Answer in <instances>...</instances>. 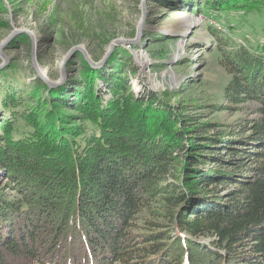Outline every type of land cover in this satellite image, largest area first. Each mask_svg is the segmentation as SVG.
Wrapping results in <instances>:
<instances>
[{
  "label": "trees",
  "instance_id": "16d2710c",
  "mask_svg": "<svg viewBox=\"0 0 264 264\" xmlns=\"http://www.w3.org/2000/svg\"><path fill=\"white\" fill-rule=\"evenodd\" d=\"M217 27L224 105H254L235 126L136 97L115 53L57 86L37 77L32 112L17 113L29 100L17 86L0 88V264H264V44Z\"/></svg>",
  "mask_w": 264,
  "mask_h": 264
},
{
  "label": "rangeland",
  "instance_id": "374dc122",
  "mask_svg": "<svg viewBox=\"0 0 264 264\" xmlns=\"http://www.w3.org/2000/svg\"><path fill=\"white\" fill-rule=\"evenodd\" d=\"M197 1L0 0V83L4 84L0 88L17 86L30 100H24L17 113L32 112L40 97L34 88L40 76L32 55L55 81L61 78L65 64L66 79L61 84L79 73L85 61L90 64L83 50L98 61L114 43L110 55L116 54L121 68L133 69L123 72L133 95L148 97L153 91L161 108L171 106L183 117L194 115V120L212 121L219 128L235 126L254 115V105H224V88L231 74L221 63L212 28L218 26L253 48L264 44V0H246L248 7L227 9L211 8L205 0L195 8ZM3 96L0 91V120L5 113ZM41 107L37 116L44 118L49 110L46 104ZM148 108L147 104L140 111L131 109L152 113ZM12 122L21 134L32 127L23 114ZM87 124L94 127L90 121ZM5 180L6 173L0 168V185Z\"/></svg>",
  "mask_w": 264,
  "mask_h": 264
},
{
  "label": "water",
  "instance_id": "95a60500",
  "mask_svg": "<svg viewBox=\"0 0 264 264\" xmlns=\"http://www.w3.org/2000/svg\"><path fill=\"white\" fill-rule=\"evenodd\" d=\"M113 44L109 46L107 52L98 61H94L91 58V56L88 53H86L84 50H83V52L85 54L86 59L90 62V64L95 65V66H101V65L104 64V62L106 61V59L110 55V53H111V51L113 49V46H114ZM32 63L34 65V67H35V70H36L37 74L40 77H42L50 86H53L56 83L58 84V83H60V82H62V81H64L66 79V67H65V64L62 66V75H61V78L58 79L57 81H55L54 79H51V77L47 76L46 73H45V70H42L41 66L37 64L34 55H32Z\"/></svg>",
  "mask_w": 264,
  "mask_h": 264
},
{
  "label": "bare ground",
  "instance_id": "6f19581e",
  "mask_svg": "<svg viewBox=\"0 0 264 264\" xmlns=\"http://www.w3.org/2000/svg\"><path fill=\"white\" fill-rule=\"evenodd\" d=\"M43 70V69H42Z\"/></svg>",
  "mask_w": 264,
  "mask_h": 264
}]
</instances>
